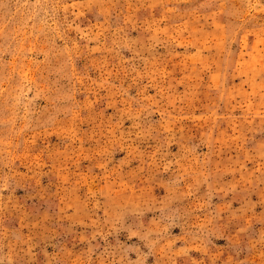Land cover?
<instances>
[{
    "label": "rangeland",
    "instance_id": "1",
    "mask_svg": "<svg viewBox=\"0 0 264 264\" xmlns=\"http://www.w3.org/2000/svg\"><path fill=\"white\" fill-rule=\"evenodd\" d=\"M0 264H264V0H0Z\"/></svg>",
    "mask_w": 264,
    "mask_h": 264
}]
</instances>
